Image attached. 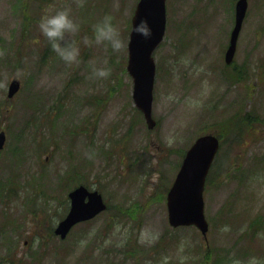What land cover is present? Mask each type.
I'll return each instance as SVG.
<instances>
[{
	"label": "rangeland",
	"instance_id": "1",
	"mask_svg": "<svg viewBox=\"0 0 264 264\" xmlns=\"http://www.w3.org/2000/svg\"><path fill=\"white\" fill-rule=\"evenodd\" d=\"M166 1V33L153 54L157 126L148 130L127 72L139 0H0V214H11L0 216V264H231L250 256L264 264V0H248L238 83L223 71L237 0ZM58 7L81 25L79 63L63 61L39 31L40 16ZM105 13L127 40L120 51L85 41ZM99 66L109 75H93ZM13 79L21 89L8 99ZM248 113L251 124L237 120ZM204 133L223 141L205 192L209 249L196 228L169 225L166 203L184 153ZM81 184L100 190L109 211L63 241L51 231ZM117 205L140 207L128 215Z\"/></svg>",
	"mask_w": 264,
	"mask_h": 264
},
{
	"label": "water",
	"instance_id": "2",
	"mask_svg": "<svg viewBox=\"0 0 264 264\" xmlns=\"http://www.w3.org/2000/svg\"><path fill=\"white\" fill-rule=\"evenodd\" d=\"M248 10V0H239L236 5L235 27L231 34L230 45L226 53V62L234 59L243 22ZM147 20L151 26V36L144 37L134 31L140 20ZM166 26L165 0H140L133 18V30L129 43L128 71L134 80L133 98L146 118L149 128H154L152 117L153 88L156 66L152 55L164 37ZM20 89V82L14 80L9 89L12 98ZM6 140L0 133V150ZM219 149V140L207 135L200 137L188 151L176 180L168 194L169 222L172 226L195 225L208 240L209 224L204 212V189L210 167ZM71 209L60 222L55 234L65 239L78 223L91 220L106 210L102 196L80 186L69 195Z\"/></svg>",
	"mask_w": 264,
	"mask_h": 264
},
{
	"label": "clouds",
	"instance_id": "3",
	"mask_svg": "<svg viewBox=\"0 0 264 264\" xmlns=\"http://www.w3.org/2000/svg\"><path fill=\"white\" fill-rule=\"evenodd\" d=\"M39 31L47 41L52 50L68 64L80 62L81 48L78 41L74 38V34L80 30L79 21L72 15L71 9L68 7H58L47 10L39 18ZM134 31L144 37L151 36V26L147 20H140L135 25ZM85 41L89 44H105L110 46L113 51H120L127 46V40L121 33V29L114 22L111 13H105L97 19L92 25V37H86ZM111 71L110 67L99 66L93 70L96 77H106ZM259 237H264V232H258ZM231 264H259L256 256H250L247 260L235 257Z\"/></svg>",
	"mask_w": 264,
	"mask_h": 264
},
{
	"label": "trees",
	"instance_id": "4",
	"mask_svg": "<svg viewBox=\"0 0 264 264\" xmlns=\"http://www.w3.org/2000/svg\"><path fill=\"white\" fill-rule=\"evenodd\" d=\"M257 75H258V74H257ZM237 79H238L239 82H243V81L245 80V78H244V71H243V70H240V71L237 73ZM237 120H241V121H243V123H246V124H251V123L254 121V115L251 114V113H250V114L248 113V114H246L245 116L238 117ZM40 147H41V146H40ZM40 147H39V148H40ZM79 176H80V175H78V177H79ZM0 195H1V193H0ZM10 215H11L10 213H6V212H2V213L0 214V216H3V218H10ZM17 222H19V221H17ZM17 222H16V221H13L11 225L21 227L19 224H17ZM13 230H16V229H13ZM51 232H52V231H51ZM209 255H210V254H207V256H206L205 259L208 260ZM207 260H205L204 263H208Z\"/></svg>",
	"mask_w": 264,
	"mask_h": 264
}]
</instances>
